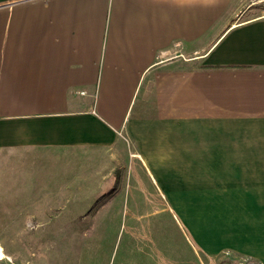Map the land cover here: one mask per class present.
I'll return each mask as SVG.
<instances>
[{"label":"crops","instance_id":"crops-1","mask_svg":"<svg viewBox=\"0 0 264 264\" xmlns=\"http://www.w3.org/2000/svg\"><path fill=\"white\" fill-rule=\"evenodd\" d=\"M235 4L0 0V160L54 189L12 205L127 148L190 249L264 264V13Z\"/></svg>","mask_w":264,"mask_h":264},{"label":"rangeland","instance_id":"rangeland-1","mask_svg":"<svg viewBox=\"0 0 264 264\" xmlns=\"http://www.w3.org/2000/svg\"><path fill=\"white\" fill-rule=\"evenodd\" d=\"M234 2L238 9L253 5L264 13V0ZM124 154L91 166L77 161L63 176L67 206H55V197L41 201L45 205H12L26 186L53 188L43 184L46 176L30 177L0 160V264H229L222 261L229 254L209 259L190 249L188 232L166 206L164 192L152 189L127 148ZM20 159L14 165L24 162ZM115 167L121 169L114 172Z\"/></svg>","mask_w":264,"mask_h":264},{"label":"water","instance_id":"water-1","mask_svg":"<svg viewBox=\"0 0 264 264\" xmlns=\"http://www.w3.org/2000/svg\"><path fill=\"white\" fill-rule=\"evenodd\" d=\"M108 190H109V188L106 189V190H103V192H102L103 194L102 195H104V193H106ZM222 261L223 262H226V263H229V264H242L239 259L234 258V257L232 258L230 256H224V258L222 259Z\"/></svg>","mask_w":264,"mask_h":264},{"label":"built area","instance_id":"built-area-1","mask_svg":"<svg viewBox=\"0 0 264 264\" xmlns=\"http://www.w3.org/2000/svg\"><path fill=\"white\" fill-rule=\"evenodd\" d=\"M241 263H242V264H250V263H248V262H244V261H243V262L241 261Z\"/></svg>","mask_w":264,"mask_h":264},{"label":"bare ground","instance_id":"bare-ground-1","mask_svg":"<svg viewBox=\"0 0 264 264\" xmlns=\"http://www.w3.org/2000/svg\"><path fill=\"white\" fill-rule=\"evenodd\" d=\"M0 251H1V249H0ZM2 257V256H1Z\"/></svg>","mask_w":264,"mask_h":264}]
</instances>
